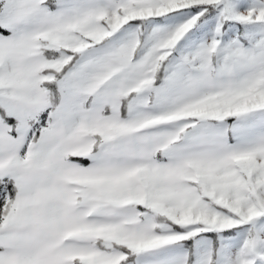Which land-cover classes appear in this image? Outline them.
Here are the masks:
<instances>
[{
	"label": "snow or ice",
	"instance_id": "obj_1",
	"mask_svg": "<svg viewBox=\"0 0 264 264\" xmlns=\"http://www.w3.org/2000/svg\"><path fill=\"white\" fill-rule=\"evenodd\" d=\"M0 264H264V0H0Z\"/></svg>",
	"mask_w": 264,
	"mask_h": 264
}]
</instances>
